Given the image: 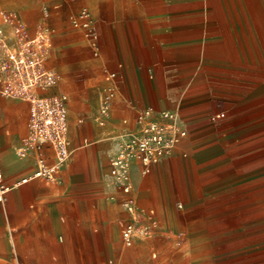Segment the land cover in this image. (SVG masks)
<instances>
[{"label": "rangeland", "instance_id": "1", "mask_svg": "<svg viewBox=\"0 0 264 264\" xmlns=\"http://www.w3.org/2000/svg\"><path fill=\"white\" fill-rule=\"evenodd\" d=\"M61 1L0 0L1 21L10 35L13 34V25L7 22L8 15L25 26L29 38L36 36L43 22L55 30L46 64L58 70L60 78L57 85L45 93L67 94L71 140L70 158L55 181L48 184L33 181L23 186L22 190H25L37 184L39 189L35 194H24L16 208L20 214L13 224L7 216L8 205L0 204V264H102L106 260H113L116 264H227L225 255L211 251L216 247L226 248L232 242L211 241L208 236L199 234L201 225L196 223V218L201 216L205 199L198 198L195 188L202 184V171L209 170L210 166L200 165L195 150L189 151L186 157L180 156L168 163L159 162L151 174L140 176L137 197L142 206L154 209L156 225L151 235H137L129 246L123 243L119 221L129 215L118 202L111 200L114 191L107 175L108 157L113 147L109 135L115 128L110 125L99 127L93 118L103 91L104 71L119 67L116 51L124 35L136 43L143 58L142 63L132 66L139 86L136 87L138 91H133L134 104H148L139 90L140 85L146 89L150 83L164 82L174 87L179 83V74L188 72L209 78L210 65L153 63L158 54L155 47L149 48V34L143 27L146 19L150 18L121 15L124 10L145 7L143 0H76L68 4L63 2L61 7L55 8ZM83 5L91 10L100 31L102 57L94 56L83 33L71 24L72 15ZM224 5L239 8L244 4L225 0ZM43 6L48 8L47 16L41 12ZM251 20L257 21L258 18L252 17ZM212 36L216 35H212L209 28L201 33L203 39L197 43L201 49L193 52L197 58L210 56ZM235 36L240 42L243 40L242 33H235ZM245 36H249L250 60L258 62L260 58L262 63H251L245 68L235 66L245 71L249 67L251 76L246 81L235 82L248 86L252 101L257 102L259 94L264 92V33L250 32ZM169 73L173 74V79L166 77ZM178 87L176 94L183 96L185 91ZM215 96L224 97L215 90L206 89L195 95L193 100ZM4 99L17 101L26 108L25 128L16 135V155L21 145L20 138L28 133L30 103L1 96L0 104ZM185 100L190 101V98L182 97L181 102ZM127 105L126 102L118 103L114 108V123H119L127 115L134 117V111ZM80 118H85L83 124L79 123ZM6 132L11 138L15 135L8 127L4 128ZM85 137H89L87 145L84 144ZM179 149H183V144ZM2 157L0 148V159ZM181 203L183 207L179 206ZM12 228L16 230L11 232ZM259 243L264 246V240L247 244L250 246L247 260L256 264L259 258L264 260V248L261 255L257 249L256 244Z\"/></svg>", "mask_w": 264, "mask_h": 264}, {"label": "crops", "instance_id": "2", "mask_svg": "<svg viewBox=\"0 0 264 264\" xmlns=\"http://www.w3.org/2000/svg\"><path fill=\"white\" fill-rule=\"evenodd\" d=\"M143 1L146 2L145 7L124 10L121 15L150 18L146 19L143 27L149 34V48L155 47L158 54L153 63L210 65L211 73L209 78L194 72L179 74V83L174 87L164 82L150 83L146 89L140 85L139 90L145 95L148 104H134L133 91H138L136 88L138 83L134 78L132 66L137 65L138 62L142 63L143 58L136 43L133 44L131 38L124 35L116 51L119 60L118 69L107 68L117 72V82L120 87V93L114 101L112 111L118 103L126 102L128 109L134 111L135 115L134 117L127 115L119 123H114L111 112L107 126H113L115 130L109 135V139L112 142V135L134 129L139 110L153 108L156 112L170 111L176 114L181 126L189 133L186 139L188 142L182 143L183 149L178 148L159 162L168 163L177 157H186L191 150L196 151L195 157L200 165L210 166L209 170L202 171L200 174L203 178L202 184L195 188L198 198L205 199L200 212L201 216L196 218V223L201 225L199 234L208 236L211 241L232 242L228 243L226 248L216 247L211 251L225 255L228 258L227 264L230 262L256 264L254 261L247 260L250 257L248 254L250 246L247 244L264 240V92L259 94L257 102H253L251 89L235 81H246L251 77L250 68L247 67L245 71V65L262 63L260 58L258 62L250 60V44L247 41L249 36L245 34L264 33V0H226L236 4L243 2L244 5L239 8L226 7L225 0ZM63 2L72 3L67 0L59 3L63 5ZM252 17L258 20H251ZM96 27L100 36L97 24ZM208 28L212 35H216L214 38L212 36V51L210 56L206 55L199 59L193 52L201 49L197 43L202 41L201 33L207 32ZM235 33L243 34L241 42ZM100 49L99 57H102L101 36ZM235 66H244V68L241 70ZM204 70L209 73L206 68ZM166 77L173 79V74L169 73ZM207 80L209 84L203 83ZM176 86L185 91L183 96L180 93L176 94ZM206 89L215 90L224 97L215 96L194 102L195 95ZM182 97L190 98V101L185 100L182 103ZM100 100L101 97L99 105ZM2 102L0 104V148L3 157L0 159V169L6 184L11 185L29 176L34 170V165L31 160L20 159L17 154L15 155L16 135L25 128L27 118L25 106L10 99H4ZM163 106L165 108H162ZM217 114L222 116L216 118ZM124 120H127L126 124ZM5 127L15 133L13 138L9 136V132L4 133ZM26 135L20 138L19 145ZM112 146L110 156L114 151L113 142ZM154 166L155 164L151 172ZM132 175L137 197L138 182L140 176H143L139 166H134ZM27 184L11 190L7 196V202L0 203L4 206L8 205L7 216L12 219L11 224L20 214L16 208L22 202L24 194H35L39 189L37 184H33L22 190ZM137 200L139 205L145 208L140 204L138 197ZM179 206L183 207V204ZM15 230L12 228L10 231ZM256 245L261 255L264 246L262 243ZM257 264H264L262 257L258 259Z\"/></svg>", "mask_w": 264, "mask_h": 264}, {"label": "built area", "instance_id": "3", "mask_svg": "<svg viewBox=\"0 0 264 264\" xmlns=\"http://www.w3.org/2000/svg\"><path fill=\"white\" fill-rule=\"evenodd\" d=\"M61 6L62 3H59L55 8ZM41 11L47 16L46 6ZM6 20L13 25V34L7 32L0 17V97L30 103L28 133L17 150V156L31 160L34 170L29 176L8 185L0 169V203L7 202L11 190L30 181L40 180L47 184L55 181L70 158L71 148L67 122L68 96L65 93H45L55 87L60 78L58 70L46 64L55 30L43 22L36 36L29 38L25 26L15 22L12 15L6 16ZM71 24L83 33L88 47L95 57H99L100 36L90 9L81 7L72 15ZM117 79V72L104 71L105 84L94 116L99 127H106L111 118L114 101L120 93ZM221 116L217 114L216 118ZM84 121V118L79 119L80 124ZM188 136L187 129L181 126L176 114L156 112L153 108L138 111L134 129L112 135L114 151L109 158L108 177L114 190L111 200L117 201L129 215L119 221L121 239L126 246L131 245L137 235H151L156 225L154 209L142 208L135 195L134 166L140 167L143 176L149 175L152 166L173 154ZM87 143L88 139H85L84 144ZM102 264L116 263L107 260Z\"/></svg>", "mask_w": 264, "mask_h": 264}]
</instances>
